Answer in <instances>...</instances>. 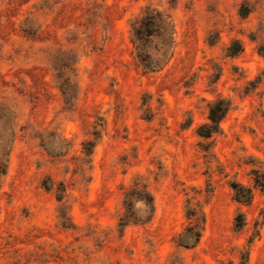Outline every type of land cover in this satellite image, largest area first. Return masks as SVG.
<instances>
[{"label":"rangeland","instance_id":"rangeland-1","mask_svg":"<svg viewBox=\"0 0 264 264\" xmlns=\"http://www.w3.org/2000/svg\"><path fill=\"white\" fill-rule=\"evenodd\" d=\"M256 177L264 0H0V264H264Z\"/></svg>","mask_w":264,"mask_h":264},{"label":"trees","instance_id":"trees-1","mask_svg":"<svg viewBox=\"0 0 264 264\" xmlns=\"http://www.w3.org/2000/svg\"><path fill=\"white\" fill-rule=\"evenodd\" d=\"M156 17L159 18V22L165 26V32L168 31L169 38H172V25L171 22L168 20V17L161 15L160 13H156ZM146 20L144 22L141 21L142 24H145ZM150 22V21H149ZM158 22V21H157ZM135 35L139 33L138 29L134 30ZM208 122L200 127V131L198 132V136L208 139L213 134L220 131V122L224 119L226 114L230 110V104L228 101L224 99H217L215 101H212L208 104ZM201 130H204V132H201ZM254 186L259 189L261 192H264V177H256L254 179ZM232 189L235 192L236 195V201L242 204H249L252 199L251 189L245 188V187H238V185H233ZM144 205L149 208V210L153 211V201L150 196L145 197L144 199ZM241 225H238L237 228H240ZM196 236H199L198 233Z\"/></svg>","mask_w":264,"mask_h":264}]
</instances>
